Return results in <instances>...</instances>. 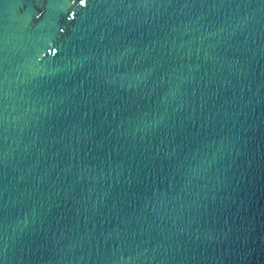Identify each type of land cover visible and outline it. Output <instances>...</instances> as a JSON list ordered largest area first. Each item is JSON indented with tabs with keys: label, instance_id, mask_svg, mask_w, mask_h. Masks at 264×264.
Here are the masks:
<instances>
[{
	"label": "water",
	"instance_id": "95a60500",
	"mask_svg": "<svg viewBox=\"0 0 264 264\" xmlns=\"http://www.w3.org/2000/svg\"><path fill=\"white\" fill-rule=\"evenodd\" d=\"M0 264H264V0H0Z\"/></svg>",
	"mask_w": 264,
	"mask_h": 264
}]
</instances>
